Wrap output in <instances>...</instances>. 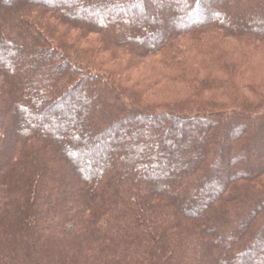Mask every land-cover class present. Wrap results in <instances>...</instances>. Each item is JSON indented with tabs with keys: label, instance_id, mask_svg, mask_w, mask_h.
I'll list each match as a JSON object with an SVG mask.
<instances>
[{
	"label": "trees",
	"instance_id": "trees-1",
	"mask_svg": "<svg viewBox=\"0 0 264 264\" xmlns=\"http://www.w3.org/2000/svg\"><path fill=\"white\" fill-rule=\"evenodd\" d=\"M144 1L131 3L143 14ZM26 2L102 36L132 57L156 56L157 65L168 71L135 80L134 88L118 75V81L108 72L105 77L91 75L50 47L49 38L41 39L38 29L30 43L43 45L24 44L27 23L12 21L13 5L0 7V31L10 40L8 45L33 54L19 53L15 64L0 62V81L7 85L0 94L5 93L3 110L19 115L23 103L14 102L12 95H22L29 110L24 116L38 125L41 116L47 122L50 110L83 85L99 92L96 101L104 119L90 130L75 128V149L49 129L40 133L25 128L10 136L0 128V264H228L233 255L239 264L255 261L249 255L263 237L264 216L252 234L234 246L233 255L230 250L235 237L242 236L264 209V88L248 75L256 45H264V33H234L239 15L211 17L215 0H159L160 7L178 3L180 8L170 21L171 30H150L147 42L136 40L131 31L135 17L128 3L112 0L118 21L96 23L92 16L81 17L92 13L90 0L82 2L86 7L78 14L68 11L63 1ZM229 8L247 14L264 10V0L220 2L222 12ZM258 14L264 16V11ZM212 32L219 36L210 41ZM221 37L241 41L237 44L245 49H229ZM1 47L0 57H7ZM19 61L28 62V67L22 69ZM259 80L264 82V76ZM167 81L183 89L173 98H152L150 92ZM30 94L40 105L29 100ZM76 110L83 120L90 118V111ZM131 124L135 137L126 150L121 148L125 155L117 162L111 159L105 168L90 167V177H83L80 166L90 152L87 140L94 134L110 138L119 127ZM175 131L186 133L195 148L172 157L171 145L181 148L183 140L182 135L172 137ZM115 140L118 144V135ZM77 149L82 152L76 161L70 160ZM191 193L195 202L220 206L191 210L185 199ZM225 201L232 205L224 207Z\"/></svg>",
	"mask_w": 264,
	"mask_h": 264
},
{
	"label": "rangeland",
	"instance_id": "rangeland-1",
	"mask_svg": "<svg viewBox=\"0 0 264 264\" xmlns=\"http://www.w3.org/2000/svg\"><path fill=\"white\" fill-rule=\"evenodd\" d=\"M27 0H21V5L18 2V0H8L7 2H3L0 4V7L7 8L10 6L16 7V10L14 9L13 13L11 14L12 21H19L21 19V24L23 22L27 23V29L29 30V35L26 36V39L24 40L26 45H32L34 42L30 40L31 37L36 36V29L40 30L42 32L41 39L47 40L45 38H49L50 47H56V51L60 52L63 55V58L68 59L67 61L73 62L74 64H77V66L80 67L81 70L84 72H87L91 75H101L106 76L105 72L111 73L112 78L116 81H118L117 75L120 77V79L124 78L125 86L128 88L133 87L135 80L139 81V79L142 77H151L156 76L157 74L164 76V74L168 71L165 69L160 68L158 63L154 61V58L156 56H147L145 58H139V57H132L129 54H127V51L123 48H116L114 46H111L110 43L104 39L102 36L92 33L87 30H81L76 26H73L69 23H64L60 21L54 14H50L48 11H46L41 6L32 5L29 2H26ZM45 3L52 5L53 0H43ZM57 1H63V3H66L68 6V11L72 13H79L78 11L80 8L84 5L85 0H57ZM222 0H215L213 4V18L220 19V15L227 17L228 15L238 14L239 17L237 19V22L234 23L236 25V32L239 33L241 31H251V30H257L258 32L264 33V16H260L258 13L261 11H264L263 8H255L253 12L244 14L239 9H232L229 8L228 10L222 12L220 9V2ZM112 0H109L108 2H105V0H90L88 3V6L92 9V13H82L81 17H94V20L96 23H114L117 20L116 14L112 13L114 8H112L111 3ZM118 3H128V9L132 12L133 16L135 17L134 21L135 26L133 31L137 35L135 36L136 40H143L142 42H147L149 39L146 38L145 34L150 30H156L158 28L165 29V33L169 32L171 30L170 21H172V17L175 14L176 10L180 8V4L171 3L170 8L168 7H160L161 3L159 0H146L143 2L144 7H147L146 13H140L139 10L135 9L133 6V3H131V0H118ZM162 3H165V1H162ZM110 4V5H109ZM17 5V6H16ZM247 6H251L246 4ZM254 5V4H253ZM237 6V5H236ZM19 7V8H17ZM111 8V9H110ZM111 12V13H109ZM3 20V19H2ZM3 23H6L5 20ZM20 24V26H22ZM31 27V30L30 28ZM137 26V27H136ZM215 34L219 36L218 33L212 32L208 34V40L212 41L215 40ZM260 35V34H259ZM4 31H0V46H6L5 48L1 47V51H5L8 56L6 57H0V62L5 63L9 61L10 63L15 64L19 60L18 54H22L25 51V54L32 55V52L29 51V49H24L20 47H11L9 46V41L7 40ZM223 36V35H222ZM188 37V36H186ZM29 38V39H28ZM143 38V39H142ZM145 38V39H144ZM185 38V37H184ZM219 38V37H217ZM243 41V40H242ZM42 42V41H40ZM47 42V41H46ZM220 42L229 49H245L244 46H241L237 44L238 42L232 38H220ZM5 43H7L5 45ZM4 44V45H3ZM35 45L39 44V41L34 43ZM43 45V43H41ZM39 44V45H41ZM45 44V43H44ZM57 47L59 49H57ZM188 48V46H186ZM185 49V48H184ZM254 53H256V58L252 61V65H250L252 68L249 72V77L252 79V81L260 82V89L264 88V82L260 81L259 79L264 76V45H256V48L254 49ZM1 55V53H0ZM189 54L186 55V57ZM193 55V53H191ZM40 56H37L39 58ZM42 59V57H40ZM8 59V60H6ZM190 60V59H188ZM186 60V61H188ZM8 62V63H9ZM21 62L20 67L22 69L25 67H28V62L25 61H19ZM28 70V69H27ZM82 71V72H83ZM83 73H80L81 75ZM237 78L241 77V74L237 73ZM1 79V78H0ZM40 80H36L34 83H39ZM82 84L79 83V86ZM7 85H3L0 81V94L3 92V88ZM134 88V87H133ZM183 89L182 84H170L168 81L164 83L163 85L156 86L155 89L150 92L152 95V98L156 100H165L168 98H173L174 95L179 94L181 90ZM21 90V89H20ZM2 92V93H1ZM22 94L24 90H21ZM42 91H39L41 93ZM247 94V93H246ZM249 94V93H248ZM5 93L0 96V128H4L6 133L11 135H16L19 133L21 129H28V130H38L40 133L46 132L48 129L52 130L53 136L58 138L64 145L69 147L70 149L77 148V138L75 136V128L79 130H90L93 129L95 125H101L104 123L103 116H101L102 112L99 109L100 106L97 103L96 99L100 95L99 92H97L94 87H84L83 85L77 88L72 95H69L67 99L62 103L63 105H59L55 107L54 109H51L48 113L49 119L48 121H44L43 116H41L40 123L37 125L35 121H31L27 116H24V111L28 110V101H25L22 99L21 96L12 95V98L14 97V102L21 101L23 104L20 106L19 115L16 113V110L14 112L6 111L3 105V101L5 98ZM41 95L44 96V94L41 93ZM11 97V96H10ZM29 100H34V103H37L38 100H36L35 94L28 95ZM180 97V96H179ZM39 103V102H38ZM40 105V103L38 104ZM42 105V104H41ZM94 106V107H93ZM82 108L83 112L90 111L91 115L90 118L86 116V119H82V113L79 114L76 109ZM31 113H35L31 111ZM35 115V114H34ZM70 120L71 125H66L64 121ZM14 123L17 124L14 128ZM42 125V126H41ZM58 127V128H55ZM135 125H124L123 127H119V130L115 134L107 136H98L94 134L87 140V143H85V147L90 148V152H88L83 157V163L80 166V172L83 177H90L91 174H89L86 170H88L90 167H96L100 168L102 164H104V168L108 164V162L113 159V161L117 162L119 159L125 155V153H121V150H126L129 146H131V139L133 136L132 127ZM187 126V125H185ZM184 128V127H183ZM186 128V127H185ZM184 128V129H185ZM123 130V131H122ZM119 138V143L117 144L115 141V136ZM19 135V134H18ZM162 135H165L162 133ZM182 135L183 139L181 141V148L174 147V144L171 145L170 151L172 157L176 155V157L183 156L184 153L188 149L195 148L194 143L191 141L189 143V138L186 133H181V131H175L174 135L172 137L180 136ZM17 136V135H16ZM166 137V136H165ZM164 137V138H165ZM167 136V139L172 138ZM180 140V139H179ZM238 142H234V146H236ZM104 145V146H103ZM104 148H103V147ZM263 144L261 145V149ZM123 148V149H121ZM176 149H178L176 151ZM82 152V150L77 149L73 153V155L69 156L70 160H75L79 156V154ZM177 152V153H176ZM209 152L207 151L206 155ZM175 157V158H176ZM174 158V159H175ZM122 166V165H121ZM175 169V168H174ZM241 185V184H239ZM205 189V188H204ZM215 190L213 189L212 192ZM177 192V191H176ZM193 192V191H192ZM178 192L177 194H179ZM191 195H195V193H191L189 197H185L187 206H189L191 210L197 211V209L200 206H220V203H215L213 205H206L203 202H195L193 201V198ZM209 196V195H208ZM211 198V196H209ZM206 200V198H205ZM185 201V200H184ZM224 207L231 206L232 204L228 202L221 203ZM205 212V210H204ZM263 212V213H262ZM262 212L259 211L261 216H258V218H253L252 222L245 227L244 233L242 236H238V238L234 239L231 243V250L230 253L233 255L235 251V245L237 243H241V241H245L244 236L247 237L249 234L251 235L254 229V225L256 223H260L261 217L264 216V209H262ZM258 213V214H259ZM259 214V215H260ZM208 214L205 212L204 219H208ZM262 237V235H261ZM260 244L257 247L256 250L250 251V261L253 259L255 261L249 262L251 264H264V234L263 237L260 239ZM237 250V249H236ZM236 256V255H235ZM246 259V258H245ZM221 261L222 258L220 259ZM248 261V260H247ZM246 261V262H247ZM240 260L239 258L234 257L228 264H239Z\"/></svg>",
	"mask_w": 264,
	"mask_h": 264
}]
</instances>
